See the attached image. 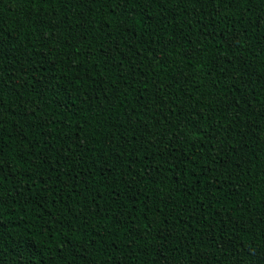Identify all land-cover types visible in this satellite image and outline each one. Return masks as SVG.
<instances>
[{
	"label": "trees",
	"instance_id": "1",
	"mask_svg": "<svg viewBox=\"0 0 264 264\" xmlns=\"http://www.w3.org/2000/svg\"><path fill=\"white\" fill-rule=\"evenodd\" d=\"M0 264H264V0H0Z\"/></svg>",
	"mask_w": 264,
	"mask_h": 264
}]
</instances>
